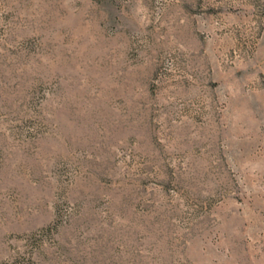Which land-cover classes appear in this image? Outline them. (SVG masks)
I'll return each instance as SVG.
<instances>
[{"label": "rangeland", "instance_id": "obj_1", "mask_svg": "<svg viewBox=\"0 0 264 264\" xmlns=\"http://www.w3.org/2000/svg\"><path fill=\"white\" fill-rule=\"evenodd\" d=\"M0 264H264V0H0Z\"/></svg>", "mask_w": 264, "mask_h": 264}]
</instances>
